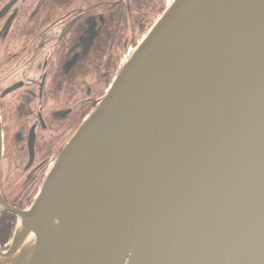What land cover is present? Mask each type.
<instances>
[{
  "label": "water",
  "instance_id": "water-1",
  "mask_svg": "<svg viewBox=\"0 0 264 264\" xmlns=\"http://www.w3.org/2000/svg\"><path fill=\"white\" fill-rule=\"evenodd\" d=\"M3 209L0 264H264V0H174Z\"/></svg>",
  "mask_w": 264,
  "mask_h": 264
},
{
  "label": "flooded vegetation",
  "instance_id": "flooded-vegetation-1",
  "mask_svg": "<svg viewBox=\"0 0 264 264\" xmlns=\"http://www.w3.org/2000/svg\"><path fill=\"white\" fill-rule=\"evenodd\" d=\"M174 0H0V189L35 200L54 157ZM17 215L0 211V247Z\"/></svg>",
  "mask_w": 264,
  "mask_h": 264
}]
</instances>
